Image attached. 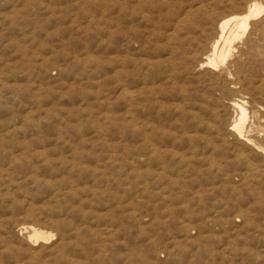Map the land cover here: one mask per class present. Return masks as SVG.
Here are the masks:
<instances>
[{
  "label": "rangeland",
  "instance_id": "1",
  "mask_svg": "<svg viewBox=\"0 0 264 264\" xmlns=\"http://www.w3.org/2000/svg\"><path fill=\"white\" fill-rule=\"evenodd\" d=\"M250 1L0 0V264H264V11L207 63Z\"/></svg>",
  "mask_w": 264,
  "mask_h": 264
},
{
  "label": "bare ground",
  "instance_id": "2",
  "mask_svg": "<svg viewBox=\"0 0 264 264\" xmlns=\"http://www.w3.org/2000/svg\"><path fill=\"white\" fill-rule=\"evenodd\" d=\"M264 9V7H263V5H262V3L259 1V0H251L249 3H248V5H247V7L245 8V10L243 11V12H241V13H239V14H232V15H230V16H228V17H223V19H218V20H220L219 21V23H218V34H217V36H216V38L210 43L211 44V53L207 56V63L209 64V66L210 65H212V66H224L225 65V63H226V61H227V59L229 58V57H231L233 54H234V52L237 50V48H238V44L239 43H241L243 40H244V38H245V36H246V34L248 33V31H250L249 30V28H250V26H251V24L253 23V22H250L252 19H254V18H256L257 16L259 17V15L262 13V11H264L263 10ZM257 17V18H258ZM263 17V16H262ZM261 19V18H260ZM260 19L258 20V21H260ZM255 21V20H254ZM257 22V21H256ZM255 23V22H254ZM254 23H253V25H254ZM252 25V26H253ZM262 27H264L263 25H262ZM257 29V28H256ZM260 30V29H259ZM250 33V32H249ZM255 35V34H254ZM257 35V34H256ZM264 35V34H263ZM248 36H250V35H248ZM262 36V35H261ZM247 37V36H246ZM253 37V36H252ZM251 37V38H252ZM246 39V41L248 40L247 38H245ZM257 39V38H256ZM249 40H250V38H249ZM254 42V41H253ZM253 42H252V44H253ZM258 42V41H257ZM248 43H250V42H248ZM242 44V43H241ZM255 44V43H254ZM258 45H259V43H258ZM209 47V46H208ZM252 47V46H251ZM251 47H250V50H251ZM256 47V46H255ZM258 48H260V47H258ZM241 51V50H240ZM256 51H258L257 49H256ZM263 51V50H262ZM239 52V51H238ZM237 52V54H239ZM251 52V51H250ZM259 53H260V51H258ZM245 53H246V51H245ZM252 53V52H251ZM259 53H257V54H259ZM243 54V53H242ZM247 54V53H246ZM246 54H245V56H246ZM256 54V55H257ZM262 54V53H261ZM263 54H264V52H263ZM249 55V54H248ZM255 55V56H256ZM191 56V55H190ZM244 56V57H245ZM254 56V57H255ZM260 56V55H259ZM262 56H264V55H262ZM262 56H260V57H262ZM194 57V56H193ZM241 57V56H240ZM247 57V56H246ZM249 57H250V55H249ZM258 57V56H257ZM257 57H255V58H257ZM203 58V57H202ZM238 58V57H237ZM248 58V57H247ZM254 58V59H255ZM264 58V57H263ZM262 58V59H263ZM204 59V58H203ZM231 59V58H230ZM233 59V58H232ZM231 59V60H232ZM238 59H240V58H238ZM238 59H236V61L238 60ZM258 59V58H257ZM260 59V58H259ZM261 59V60H262ZM235 61V62H236ZM206 62V61H205ZM230 62V61H229ZM239 62V61H238ZM261 62V61H260ZM263 62V61H262ZM262 62H261V64H262ZM204 63V61L202 62V64ZM234 64V63H233ZM232 64V65H233ZM244 65V64H243ZM198 66V65H197ZM200 66V65H199ZM202 66V65H201ZM200 66V67H201ZM229 67V66H228ZM227 67V68H228ZM199 68V67H198ZM214 68V67H213ZM222 68V67H221ZM233 68V67H232ZM231 68V69H232ZM236 68V67H235ZM262 68V67H261ZM226 70V69H225ZM212 71V70H211ZM222 71L224 72V69H222ZM222 71H221V73H222ZM233 71V70H232ZM232 71H230V73L232 72ZM241 71V70H240ZM261 72H264V71H261ZM207 73H208V71H207ZM214 73H215V71H214ZM220 73V72H219ZM226 73V72H225ZM241 73V72H240ZM232 74H234V73H231L230 75L232 76ZM222 75V74H221ZM228 75V74H227ZM236 75V74H235ZM212 76V75H211ZM251 76H252V74H251ZM227 78H228V76H226ZM237 77V76H236ZM241 77V76H240ZM239 78V77H238ZM263 78V77H262ZM209 79V78H208ZM244 79V78H243ZM225 80V79H224ZM229 80V79H228ZM240 80V79H239ZM261 80V79H260ZM264 80V79H263ZM210 82V81H209ZM208 82V83H209ZM221 82V81H220ZM234 82V81H233ZM261 82V81H260ZM224 83V82H223ZM249 83H250V81H249ZM255 83H257V82H255ZM254 83V84H255ZM264 83V82H263ZM239 84V83H238ZM251 84V83H250ZM262 84V83H261ZM236 85V84H235ZM252 85V84H251ZM260 85V84H259ZM233 86V85H232ZM231 86V87H232ZM240 86H242L241 84H240ZM247 86V85H246ZM256 86V85H255ZM151 87V86H150ZM242 88H243V86H242ZM246 88V87H245ZM261 88H262V86H261ZM237 89V88H236ZM241 89V88H240ZM238 90H239V88H238ZM239 92V91H238ZM240 93V92H239ZM244 93V92H243ZM262 93H264V92H262ZM241 94V93H240ZM239 94V95H240ZM232 95H233V92H232ZM238 95V96H239ZM258 96H261V95H258ZM240 98V97H239ZM238 98V99H239ZM244 98H246V96H244ZM260 98V97H259ZM264 98V97H263ZM229 99H231V98H229ZM237 99V98H236ZM247 99H248V97H247ZM241 100V99H240ZM244 101V100H243ZM228 102H231V101H228ZM244 102H246V101H244ZM251 102H253L252 101V99H251ZM252 104V103H251ZM232 105L235 107V109L236 110H238L239 111V115H237L236 114V116H238L237 117V119L233 122V123H231L230 124V127L233 129V130H235L236 132L235 133H237V135L238 136H242L243 135V127H244V120H245V117H246V112H245V109L243 108V106L241 105V103H239V101H234L233 103H232ZM254 105V104H253ZM257 105V104H256ZM259 106V105H258ZM261 107V106H260ZM250 109H251V107H250ZM260 109V108H259ZM233 113H235V111H233ZM259 113V112H258ZM232 117H233V115H232ZM255 117V116H254ZM248 118V117H247ZM259 118H260V116H259ZM252 119V118H251ZM256 119V118H255ZM263 119V118H262ZM228 123V122H227ZM247 123V122H246ZM261 123V122H260ZM229 125V124H228ZM258 125H259V123H258ZM249 127V126H248ZM229 129V128H228ZM232 130V131H233ZM248 132V131H247ZM247 135V134H246ZM260 136V135H259ZM230 137V136H229ZM246 137V136H245ZM258 138V137H257ZM245 139V138H244ZM253 139H255V136H254V138ZM256 140V139H255ZM260 140H262V139H260ZM250 141V140H249ZM264 141V140H263ZM246 142V141H245ZM259 142V141H258ZM252 143V142H251ZM261 143H263L264 144V142H261L260 141V144ZM249 144V143H248ZM253 147H255V146H253ZM154 148V147H153ZM237 148V147H236ZM259 148V147H258ZM234 149V148H233ZM259 150V149H258ZM264 151V150H263ZM153 153H154V151H153ZM236 153H238V152H236ZM262 153V152H261ZM264 154V153H263ZM244 156H245V154H244ZM241 157V156H240ZM241 158H243V157H241ZM22 229H31V231H32V236H34L35 238H45V236H44V233L43 232H41V231H39V230H37V229H35V228H31V227H29V226H23L22 227Z\"/></svg>",
  "mask_w": 264,
  "mask_h": 264
}]
</instances>
